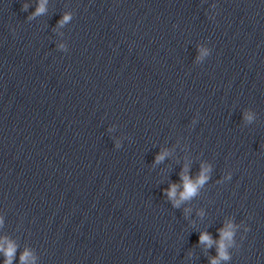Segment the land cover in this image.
Returning <instances> with one entry per match:
<instances>
[{
  "label": "clouds",
  "instance_id": "obj_1",
  "mask_svg": "<svg viewBox=\"0 0 264 264\" xmlns=\"http://www.w3.org/2000/svg\"><path fill=\"white\" fill-rule=\"evenodd\" d=\"M45 2L46 0H41L39 3V6L36 8V11L33 13V16H38L43 14L46 9H45ZM23 11H27V5H24L22 7ZM71 19L70 14H65L58 23L62 26L64 23H67ZM246 119L251 121L253 117L251 115L246 116ZM165 155L167 153H161L157 155L156 157V162H160L165 158ZM209 169L207 167H203L201 172L198 174V177L195 180H192L188 175H187V167L182 171L181 173V180H182V188L183 190L180 192L179 199L177 200V185L176 184H171L169 189H166V195L168 196L169 199L173 201V206L174 207H179L180 201H186L190 200L193 197H195L200 188L206 183V181L209 179L207 172ZM245 231H249L248 228L245 229ZM220 241L218 245V256L217 258H213L210 262V264H220L221 260H229L230 256L227 251L228 247L231 246L232 244V238L234 235V226L231 224H228L225 228L220 229ZM199 242L201 244H207L208 246H211L213 243V240L208 233H201ZM0 252H3L5 256V261L4 264H12V260L15 256L16 252V245L12 242H7V247H4L3 244H0ZM29 253L26 250L20 257L21 259V264H27Z\"/></svg>",
  "mask_w": 264,
  "mask_h": 264
}]
</instances>
